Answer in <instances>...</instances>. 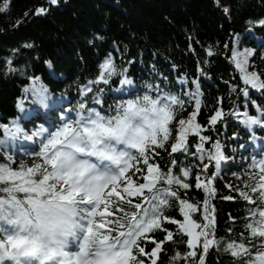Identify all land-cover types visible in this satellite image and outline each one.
<instances>
[{
  "label": "trees",
  "instance_id": "1",
  "mask_svg": "<svg viewBox=\"0 0 264 264\" xmlns=\"http://www.w3.org/2000/svg\"><path fill=\"white\" fill-rule=\"evenodd\" d=\"M37 6L49 11L36 15ZM262 19L264 0H58L57 5H50L48 0H9L7 9L0 11V164L20 170L41 162L42 158L33 155L41 141L40 128L46 130L44 139L50 138L49 127L58 125L60 112L68 116L65 104L75 107L78 101L89 102L96 94L104 102L118 97V83L103 92L92 84L93 89L82 94L108 58L116 70L110 80L120 79L121 72L132 80L129 87L121 88L124 92L135 91L142 83L140 77L148 80L151 74L155 79L166 75L182 86L187 81L193 92V82L198 81L203 89L201 107L197 109L192 98L180 109L170 123L169 141L164 148L156 147L158 155L153 154L150 162L162 172L171 167L173 175L189 184L187 189L175 184L172 188L180 199L196 205V211L190 213L193 216L202 210L206 196L203 186H196L198 174L199 180L207 183V177L216 173L211 183L215 193L209 196L208 204L215 217L214 237L220 243L209 248L204 264H246L247 257H234L226 244H251L253 252L259 247L260 238H253L246 225L252 219L249 210L264 204L259 191L252 193L247 187L255 186L249 174L258 180L260 169L249 167L252 155L247 147L239 149V143L247 135L244 113L260 114L257 105L264 108V89L246 84L233 52L252 49L245 72L264 80V54L260 51L264 50V25L258 23ZM25 97L24 107L18 109L17 101ZM217 109L223 115L212 125L210 117ZM193 111L197 113L195 117L191 116ZM189 119L201 125L198 132H188L189 152H197L202 136L209 137L203 142L208 151H214L213 144L219 141L220 151L227 158L219 168L207 155L201 161L199 154L192 157L181 150L171 152L180 121L187 124ZM5 126L14 135L6 134ZM31 135L32 139H28ZM173 158H186L188 165H195L187 177L181 170L183 166L171 164ZM204 164H209L208 169ZM136 167L134 162L129 174L135 173ZM139 167L142 174L132 178L143 183L147 166L142 159ZM241 191H247L252 200H245ZM179 208V200L170 198V205L164 209L170 219L162 220L161 228L148 233L150 239L141 244L149 254H141L145 264H151V249L157 241L164 240L165 229L173 233V240L161 246L157 264H185L183 254L191 250L185 233L179 232L175 223L184 219ZM194 217L200 219L198 213ZM198 249L197 256L189 258L193 264H199L203 250ZM177 252L181 255L174 261Z\"/></svg>",
  "mask_w": 264,
  "mask_h": 264
},
{
  "label": "snow or ice",
  "instance_id": "2",
  "mask_svg": "<svg viewBox=\"0 0 264 264\" xmlns=\"http://www.w3.org/2000/svg\"><path fill=\"white\" fill-rule=\"evenodd\" d=\"M48 3L57 5L58 0H48ZM8 5L9 0H3V8H0V11L7 9ZM48 11L49 9L44 6L35 8L36 15L45 14ZM258 23L264 25V19L258 21ZM100 38L103 39V37ZM252 52V49H246L242 53L234 51L233 57L236 58V67L241 70L246 84H250L252 88L257 90L264 89V80H261L255 73L245 72L247 58L252 55ZM111 63V58H108L100 65L101 72L96 78V83L103 81L105 85L109 84L111 77L116 72L114 68H111ZM106 69L108 71H105ZM91 83L89 81V84ZM193 83L196 86L195 92L188 91L181 94L165 91L159 85H156L155 96L146 91L142 96L135 95L133 98L120 99L119 102L114 104V107L109 105L108 115H104L102 111L97 110L95 107H86L84 103H78L75 111L76 120L79 122L81 119L88 117L92 119L93 123H100L101 126H105L103 122L106 119L108 121L117 118L122 120L123 117L120 116V113L132 108L138 107L141 112L149 113L145 117L147 128L140 129L141 134L129 145L130 151L125 150L113 155L112 158L116 167L110 174L101 177L97 183L83 192V195L79 187H70L67 192L63 191L65 186L70 184L68 178H64L63 182L59 184L61 191L56 194L60 195L61 198L72 197L79 199V202L83 205V239L77 242L79 244L78 255L86 256L91 264H145L141 254H149L145 252V248L141 244L150 239L148 233L161 228L162 220L170 219V217L164 215L165 207L170 205V198L179 200V211L184 216L183 221L176 220L175 223L178 225L179 232L187 234V245L191 249V251L183 254L185 264H193V261L189 258L197 256L199 251L197 245L202 244L203 248V252L199 255V264H204V254L208 252L210 246L213 244L219 245L220 241L214 237L215 217L210 214L208 207V198L215 193L211 183L216 173H213V177H207V183L200 181L198 174L196 186L198 188L203 186L206 194L203 212L204 222L198 223L190 215V213L196 211V205L189 203L186 199H180L177 191L172 188V185L175 184L187 189L189 184L185 183L180 177L173 175L171 167L168 168L167 172H162L156 164L150 162L153 154L158 155L156 147L164 148L165 142L169 141L171 135L169 122L173 120L174 114L179 109L184 108L186 100L191 102V99L195 98L196 108L199 109L201 107V100L199 99L200 85L198 81ZM131 84L132 80L128 77L120 81V85ZM165 86H167V83H165ZM147 87L149 90L153 89L152 84H148ZM35 90H33L34 95ZM85 90L90 92L92 89L90 87L82 89V94ZM243 92L247 97L248 89L245 88ZM181 95L185 99H182ZM140 100H143L144 103L138 105L137 102ZM25 101H27L26 97L24 101L18 100L17 108L22 109ZM94 102L98 105L102 104L99 94L94 97ZM252 103L255 104L256 102L252 101ZM113 111L114 115L111 114ZM257 111L260 114L256 116H250L246 111L244 113L245 119L243 123L249 126L250 131L252 125L264 126V108L257 105ZM196 115L195 111L191 114L192 117ZM222 115V111L217 109L215 114L210 117L209 123L215 125ZM71 121L69 120L63 124L62 129L52 133L51 139L44 142L38 152L33 153L35 157L42 158L41 162L35 163L31 167L22 166L20 170H14L7 164H0V182L4 184L3 187H0V192L4 193V195H0V216L10 214L11 210L19 205L18 197L10 193L9 188L5 187L6 184L16 188L20 193H28L39 189L47 191L49 188L55 192L57 188L56 181L61 179V177L55 171V157L48 154V145L52 144L57 137L62 136L63 132L67 131L68 124ZM200 127L201 125L191 119H189L187 124L184 120H181L176 141L171 143V152L177 153L178 150H181L192 157H196L199 154L201 161L207 155L209 161H215L216 166L219 168L221 161L227 160L220 151L219 141L213 144L214 151H208L204 148L203 142L208 141L209 137L206 135L202 136L201 142L196 145L197 152H189L186 143L188 132L189 130L198 132ZM4 130L6 134L14 135L6 126ZM33 135H36V133H33ZM28 139H32V135L28 136ZM250 139H256L255 132H252ZM241 147L244 148L246 145H241ZM141 159L143 164L147 166V173L143 174L144 182L137 183L132 177L133 175L142 174L139 167ZM133 162H136L137 165L136 172L129 174V169L133 167ZM171 164L183 166L181 170L185 177L190 174L192 167L195 166L188 165L186 158L179 161L173 158ZM203 167L206 170L209 164H204ZM249 167H259L260 172L258 180L256 175L249 174L255 182V186L248 184L247 187L252 193L259 191L260 198L264 199V158L257 161L255 155H253L252 164ZM81 195L82 199H80ZM240 195L245 200H252V196L247 191H241ZM133 197L137 198V200L132 199ZM226 199H231V197H226ZM249 215L252 219L246 227L251 229L253 238H260L258 249L253 252L251 244H237L235 241L228 242L226 249L230 250L234 257H247L246 264H264V204L259 205L255 209H250ZM165 231L167 234L164 240L157 241L155 247L151 249L149 256L151 264H157V254L164 242L173 240V233L167 231V229ZM223 239L222 237L221 240ZM90 241H95L97 245V249L91 252H89L88 247ZM180 255L181 253L177 252L172 259L175 261ZM2 260L3 257L0 256V261ZM76 264H81L79 258L76 260Z\"/></svg>",
  "mask_w": 264,
  "mask_h": 264
},
{
  "label": "clouds",
  "instance_id": "3",
  "mask_svg": "<svg viewBox=\"0 0 264 264\" xmlns=\"http://www.w3.org/2000/svg\"><path fill=\"white\" fill-rule=\"evenodd\" d=\"M142 103L143 100L137 102ZM147 115L138 107L132 108L120 113L122 120L106 119L105 126L88 117L79 122L73 119L67 131L48 145V154L55 157V171L61 177L55 192L49 188L20 193L5 185L18 197L19 205L10 214L0 216V264H76L78 258L81 264H91L86 256L78 255L77 242L83 239V205L79 199L56 194L61 191L59 184L68 178L70 184L63 191L79 187L83 195L110 174L113 169L100 168L98 161L115 165L113 155L130 151L129 145L141 134L140 129L147 128ZM62 128L63 125L59 129ZM88 247L89 252L97 249L95 241H90Z\"/></svg>",
  "mask_w": 264,
  "mask_h": 264
}]
</instances>
